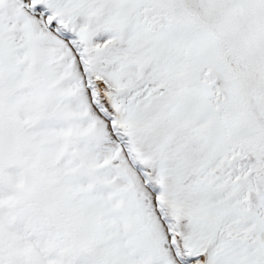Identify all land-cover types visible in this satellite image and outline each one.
Here are the masks:
<instances>
[{
  "label": "snow or ice",
  "instance_id": "snow-or-ice-1",
  "mask_svg": "<svg viewBox=\"0 0 264 264\" xmlns=\"http://www.w3.org/2000/svg\"><path fill=\"white\" fill-rule=\"evenodd\" d=\"M0 264H264V0H0Z\"/></svg>",
  "mask_w": 264,
  "mask_h": 264
}]
</instances>
